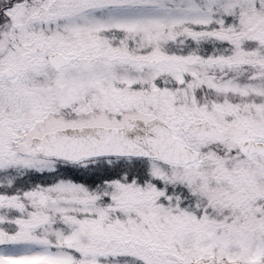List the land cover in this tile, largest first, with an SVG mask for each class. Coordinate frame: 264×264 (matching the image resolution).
<instances>
[{"label":"snow or ice","instance_id":"obj_1","mask_svg":"<svg viewBox=\"0 0 264 264\" xmlns=\"http://www.w3.org/2000/svg\"><path fill=\"white\" fill-rule=\"evenodd\" d=\"M0 264H264V0H0Z\"/></svg>","mask_w":264,"mask_h":264}]
</instances>
